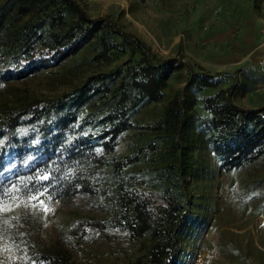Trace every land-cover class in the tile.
<instances>
[{
	"label": "trees",
	"instance_id": "obj_1",
	"mask_svg": "<svg viewBox=\"0 0 264 264\" xmlns=\"http://www.w3.org/2000/svg\"><path fill=\"white\" fill-rule=\"evenodd\" d=\"M93 40L95 59L125 51L129 59L87 76L71 91L0 108V198L40 192L60 200L90 195L100 216L88 224L151 240L145 260L138 257L134 264H180L179 239L192 217V196L181 177L184 161L171 166L176 181L159 193L146 190L135 175L124 177L138 156L113 154L118 137L134 127L133 111L163 97L171 72L186 69V87L212 91L200 98L206 113L200 134L220 168L229 171L264 155V105L236 104L234 74L209 73L180 58L158 57L139 37L106 16L90 15L77 0H0V83L56 66ZM228 78L231 82L221 87ZM185 94L174 95L152 126L172 137L170 153L184 148L183 129L191 116ZM177 186L179 194L173 192ZM32 262L76 264L55 244L30 247L26 264Z\"/></svg>",
	"mask_w": 264,
	"mask_h": 264
},
{
	"label": "rangeland",
	"instance_id": "obj_2",
	"mask_svg": "<svg viewBox=\"0 0 264 264\" xmlns=\"http://www.w3.org/2000/svg\"><path fill=\"white\" fill-rule=\"evenodd\" d=\"M77 1L90 15L106 16L139 37L158 57L180 58L209 73L234 74L236 104L264 105V46L254 45L264 42V0ZM232 28L245 39L219 38ZM253 35L258 39H247ZM96 52L93 40L56 66L0 83V108L71 91L87 76L110 71L129 59L128 51L108 60L95 59ZM186 80V69L171 72L162 86L163 97L132 112L134 127L118 137L113 154H137L124 169V177L135 175L142 187L155 193L176 181L171 166L183 159L181 177L192 196V217L179 239L180 264H193L196 258L200 264H264V155L238 169L220 168L200 134V119L206 116L200 98L212 91L186 87ZM230 82L228 78L220 86ZM182 91L191 116L183 129L184 148L170 153L172 137L152 126L169 100ZM173 192L179 194L180 187ZM99 216L96 198L87 194L67 200L41 192L0 198V264H26L30 247L53 244L65 248L76 264L145 260L151 244L148 236L132 239L124 229L88 224Z\"/></svg>",
	"mask_w": 264,
	"mask_h": 264
},
{
	"label": "crops",
	"instance_id": "obj_3",
	"mask_svg": "<svg viewBox=\"0 0 264 264\" xmlns=\"http://www.w3.org/2000/svg\"><path fill=\"white\" fill-rule=\"evenodd\" d=\"M219 38H222V39H230V40H234V41H238V40H241V39H245V37L241 36L239 34V32L236 29H234V28L229 29V30H226L225 33H224V35L220 36ZM252 38H253V40L258 39L254 35H253V37L252 36H249V37L247 36V39H249V40L252 39ZM253 44H254V42H252V45ZM232 45H235V44L232 43ZM254 45H256V46L263 45L264 46V42H262V43H255Z\"/></svg>",
	"mask_w": 264,
	"mask_h": 264
},
{
	"label": "built area",
	"instance_id": "obj_4",
	"mask_svg": "<svg viewBox=\"0 0 264 264\" xmlns=\"http://www.w3.org/2000/svg\"><path fill=\"white\" fill-rule=\"evenodd\" d=\"M193 264H200V260H199V258H196V259L194 260Z\"/></svg>",
	"mask_w": 264,
	"mask_h": 264
},
{
	"label": "snow or ice",
	"instance_id": "obj_5",
	"mask_svg": "<svg viewBox=\"0 0 264 264\" xmlns=\"http://www.w3.org/2000/svg\"><path fill=\"white\" fill-rule=\"evenodd\" d=\"M33 198H35V197H33Z\"/></svg>",
	"mask_w": 264,
	"mask_h": 264
}]
</instances>
